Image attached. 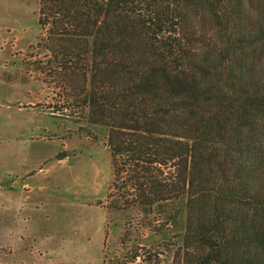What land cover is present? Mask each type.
<instances>
[{"label": "trees", "instance_id": "obj_1", "mask_svg": "<svg viewBox=\"0 0 264 264\" xmlns=\"http://www.w3.org/2000/svg\"><path fill=\"white\" fill-rule=\"evenodd\" d=\"M39 6L52 60L81 78L80 106L108 131V197L120 194L106 209L176 204L175 264H264L263 4Z\"/></svg>", "mask_w": 264, "mask_h": 264}, {"label": "rangeland", "instance_id": "obj_2", "mask_svg": "<svg viewBox=\"0 0 264 264\" xmlns=\"http://www.w3.org/2000/svg\"><path fill=\"white\" fill-rule=\"evenodd\" d=\"M39 8L0 0V264H175L176 204L106 209L108 131L52 60Z\"/></svg>", "mask_w": 264, "mask_h": 264}]
</instances>
